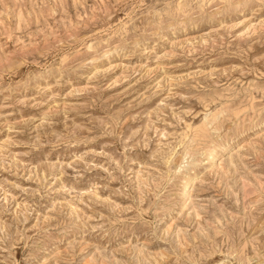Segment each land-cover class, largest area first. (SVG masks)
Segmentation results:
<instances>
[{"label": "rangeland", "instance_id": "374dc122", "mask_svg": "<svg viewBox=\"0 0 264 264\" xmlns=\"http://www.w3.org/2000/svg\"><path fill=\"white\" fill-rule=\"evenodd\" d=\"M157 263L264 264V0H0V264Z\"/></svg>", "mask_w": 264, "mask_h": 264}, {"label": "bare ground", "instance_id": "6f19581e", "mask_svg": "<svg viewBox=\"0 0 264 264\" xmlns=\"http://www.w3.org/2000/svg\"><path fill=\"white\" fill-rule=\"evenodd\" d=\"M251 98V97H250ZM250 100V99H248ZM254 100V98H253ZM252 100V101H253ZM249 102V101H248ZM223 113V112H222ZM220 114V113H219ZM218 117V116H217ZM220 118V117H219ZM213 120V119H212ZM210 119L209 122L212 121ZM216 121L218 119H215ZM200 126V125H199ZM205 126V125H204ZM197 127V126H196ZM201 128V126L199 127ZM195 129V128H194ZM207 129V128H206ZM206 129H195V130H199L198 133L202 132V130H206ZM196 132V131H195ZM197 133V132H196ZM240 147V146H239ZM233 150H236V146L234 144H226V143H216L212 149L209 151V154L207 156V159L209 162H215L216 158L218 157L219 154H229L231 153ZM219 162V161H218ZM233 163V162H231ZM230 163V164H231ZM195 180V176H189L186 179V182L183 186V189L181 190V194H180V200L183 204V206H185L188 202H190L191 200V192H192V188H193V182ZM191 203V202H190ZM184 239V238H183ZM196 240V239H195ZM182 247V246H181ZM183 248V247H182ZM158 264V263H157Z\"/></svg>", "mask_w": 264, "mask_h": 264}]
</instances>
